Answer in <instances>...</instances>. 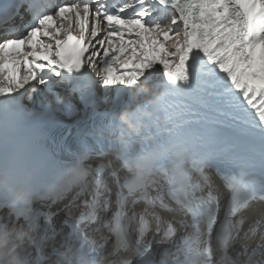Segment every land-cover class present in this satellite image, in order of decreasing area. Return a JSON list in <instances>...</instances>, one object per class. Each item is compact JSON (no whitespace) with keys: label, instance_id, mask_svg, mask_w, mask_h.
<instances>
[{"label":"snow or ice","instance_id":"snow-or-ice-1","mask_svg":"<svg viewBox=\"0 0 264 264\" xmlns=\"http://www.w3.org/2000/svg\"><path fill=\"white\" fill-rule=\"evenodd\" d=\"M22 9L30 17L24 31L12 26L0 35V136L5 141L27 112L22 97L48 85L51 73L63 80L61 70L87 73L98 67L106 91L119 87L126 93L158 74L164 89L144 123L152 144L139 142L134 157L107 159L105 147L116 153L114 115L105 113L106 122L88 130L87 137L101 146L96 177L86 163L92 158L88 148L47 189L32 168H0V176L30 177L33 201L55 203L78 189L65 205L71 210L87 197L73 225L76 243L55 264H105L103 248L110 237L117 253L128 254L121 264H133L132 258L144 253L156 255L153 243L170 244L175 251L165 249L159 261L141 259L138 264H237L227 250L249 211L259 215L257 224H264V0H9L0 22L16 17L23 22ZM64 110L72 114L74 106L65 104ZM190 124L205 128L195 132ZM209 124L236 128L251 146L244 152L234 151L235 144L219 146ZM170 144L165 151L153 150V145ZM218 163L228 169L219 184L207 171ZM121 169L127 172L122 182ZM254 203L259 206L252 208ZM31 204L17 207L0 198V205L13 208L16 219L34 231ZM110 210L112 217L105 222L103 214ZM55 214L47 212L46 221L51 223ZM93 223L108 234L92 238L88 229ZM255 234L252 226L240 241L245 252ZM32 264L53 262L41 257ZM247 264H264V232Z\"/></svg>","mask_w":264,"mask_h":264},{"label":"clouds","instance_id":"clouds-1","mask_svg":"<svg viewBox=\"0 0 264 264\" xmlns=\"http://www.w3.org/2000/svg\"><path fill=\"white\" fill-rule=\"evenodd\" d=\"M164 89L151 77H146L127 92V101L122 111L114 114L112 137L116 145L113 160H120L134 144L143 142L152 144L151 137L144 135V123L152 114ZM174 145H153L154 151H165ZM34 190L30 177L19 179L15 174L0 176V198L17 207L30 206L33 202ZM10 213L16 215L13 208ZM34 240L33 230L27 223L0 224V264H32L26 248ZM112 264V262H107Z\"/></svg>","mask_w":264,"mask_h":264},{"label":"bare ground","instance_id":"bare-ground-1","mask_svg":"<svg viewBox=\"0 0 264 264\" xmlns=\"http://www.w3.org/2000/svg\"><path fill=\"white\" fill-rule=\"evenodd\" d=\"M97 60L99 61V58H97ZM92 69H93L94 76H95V87L92 91H87L84 95H82V97L84 98V102L80 100V96L77 93V88L81 85V82L80 81H76V82L70 81L69 78L66 76L64 70H61V72L63 76L67 77V79L62 80L61 77H57L55 73H51L50 76L48 77V79H50V83L48 85H39L38 87V88H41L43 91V93L42 91H40L42 93V96L44 95L47 96L45 99L47 100V103H48L49 100H51L50 99L51 95L53 94V93L50 94V92H48V89H51V88L58 89L57 86H62V88H59V90L56 91L57 92L56 95L60 98L59 102H58V99L54 100V102L60 103L58 105L59 107L55 106L56 108L50 109L49 107L45 106L46 109L51 111V112L49 111V113L45 112V109L40 104L41 97L36 98L35 94H38L37 89L36 91H30L23 98L27 102L28 107H31L32 103L35 102V106H34V109L36 108L35 111H38V113L43 115L46 119L51 118V117H57V118H61L63 120L70 121V122H74L73 119H75V121L82 120L83 118L86 117V113L87 115L91 113L90 108L84 109L85 108L84 104H90V102L94 99L97 104L98 110H100L103 113L115 114L116 112L122 111L127 101L126 91H122L119 87H113L106 91L105 87L102 85L97 75L98 67H94ZM157 78H158V74H154L153 79L156 80ZM32 83H35V82L33 81ZM25 87L27 88L28 86L26 85ZM20 91L23 92L24 89H21ZM109 91H112L111 92L112 101H111L110 106H107L106 104L102 103L101 94H106ZM29 95L31 96V99L28 98ZM122 96H124L123 98L124 102L118 105V98ZM42 100H43V97H42ZM65 104H70L74 106V112L72 114H68L65 112L64 110ZM246 139L249 140V138L247 137ZM213 179L216 181L217 184H219L218 177H213ZM252 206L258 207L259 204L254 203Z\"/></svg>","mask_w":264,"mask_h":264},{"label":"rangeland","instance_id":"rangeland-1","mask_svg":"<svg viewBox=\"0 0 264 264\" xmlns=\"http://www.w3.org/2000/svg\"><path fill=\"white\" fill-rule=\"evenodd\" d=\"M59 88H61V87H58V89H56V90H54V89H48V92H50V94H52L51 95V100H49V102L47 103V100L45 99L47 96L46 95H44V96H42V93H43V91H42V89L41 88H37V93L38 94H35V95H37V98H39V97H41V102H40V104H41V106H43V108L45 109V111L47 112V113H49V110L48 109H46L45 108V106H47V107H49L50 109H54V108H56V107H59L58 105L60 104V103H57V102H54V100L55 99H58V96L56 95L57 94V92L56 91H58L59 90ZM36 91V90H35ZM40 91H42V93L40 92ZM111 92L112 91H109L108 93H106V94H101V101H102V103H104V104H106L107 106H110V104H111V101H112V96H111ZM40 94V95H39ZM106 95V96H105ZM53 96V97H52ZM57 96V97H56ZM42 97H43V100H42ZM104 97H107V101L105 102V99H104ZM110 99V100H109ZM110 101V102H109ZM51 104V105H50ZM56 106V107H55Z\"/></svg>","mask_w":264,"mask_h":264}]
</instances>
